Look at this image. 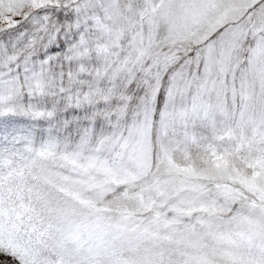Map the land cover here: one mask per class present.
I'll use <instances>...</instances> for the list:
<instances>
[{
    "label": "snow or ice",
    "instance_id": "1",
    "mask_svg": "<svg viewBox=\"0 0 264 264\" xmlns=\"http://www.w3.org/2000/svg\"><path fill=\"white\" fill-rule=\"evenodd\" d=\"M0 264H264V0H0Z\"/></svg>",
    "mask_w": 264,
    "mask_h": 264
}]
</instances>
